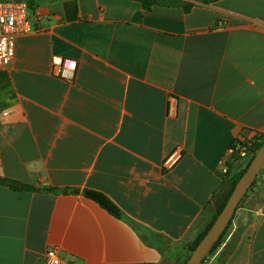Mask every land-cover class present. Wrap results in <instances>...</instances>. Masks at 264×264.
<instances>
[{
	"label": "crops",
	"instance_id": "0c3cea01",
	"mask_svg": "<svg viewBox=\"0 0 264 264\" xmlns=\"http://www.w3.org/2000/svg\"><path fill=\"white\" fill-rule=\"evenodd\" d=\"M177 1L194 6L35 0L0 71V264L54 247L72 264H183L212 222L226 169L247 165L231 148L264 138V0ZM263 205L264 168L204 264H264Z\"/></svg>",
	"mask_w": 264,
	"mask_h": 264
},
{
	"label": "built area",
	"instance_id": "2783aa9c",
	"mask_svg": "<svg viewBox=\"0 0 264 264\" xmlns=\"http://www.w3.org/2000/svg\"><path fill=\"white\" fill-rule=\"evenodd\" d=\"M31 23L29 20V6L25 0H0V71L8 68L14 61L18 38L30 32ZM67 62L60 60L55 64L57 76H64ZM176 104L174 100L169 105V115H176ZM263 141L261 135L255 138H242L241 144L230 150L232 160L235 162L245 161L248 164L258 152L256 145ZM182 158V152L178 149L173 152L165 161L164 167L173 169ZM227 161H224V166ZM227 171V169H226ZM258 213L264 216V205L258 209ZM45 264H72L64 260L59 249L50 248L46 253Z\"/></svg>",
	"mask_w": 264,
	"mask_h": 264
},
{
	"label": "trees",
	"instance_id": "16d2710c",
	"mask_svg": "<svg viewBox=\"0 0 264 264\" xmlns=\"http://www.w3.org/2000/svg\"><path fill=\"white\" fill-rule=\"evenodd\" d=\"M26 1L28 3L29 9L33 10L34 7H35V0H26ZM135 1L141 3V5L143 6L144 10H146V11H151L155 6H170V7L181 6V7H183L185 9L186 12H189L191 10V8L194 6L193 3H189V2L179 3V1H177V0H135ZM195 1L203 2V3H209V2H214L216 0H195ZM263 146H264V138H263V141L261 143L256 145V150L257 151L260 150ZM250 162L245 166V168H243L237 174L233 173V169H232V167L230 165L228 166L227 177L229 179V191H228L224 201L222 202V204L218 207L212 222L207 226L206 230L197 237L195 242L192 245H190V247H189V256L187 257V259L185 260V262L183 264H186V262L190 258L191 253L194 251V249L201 242L203 237L206 235V233L209 231V229L211 228V226L213 225V223L217 219L218 215L223 210V208L226 205L229 197L231 196V194H232L237 182L242 177V175L246 172ZM256 181H257V179L255 180L252 188L256 184ZM5 182L8 183V185L10 187H12L14 190H18V191H22V190H37V191H40V190H42V189L34 188V187L30 186V185H26V184H22V183H19V182H16V181H12V180H8V181H5ZM247 194L245 195V197L247 196ZM84 195L86 196V198H88V199L96 202L97 204H99L102 208H104L106 211H108L113 216H115L117 218H122L123 217V214H122V211L120 210V208L107 195H105L104 193H102L100 191H95V190L88 189V190L84 191ZM244 198H243V200H244ZM242 201H241V203H242ZM241 203H240V205H241ZM231 223H232V221L229 223V225L226 228V230L223 232V234L221 235L219 240L215 243V245L213 246L211 251L208 253V255L204 258V260L202 261L201 264H204L206 258L209 255H211L212 253H214L220 247V245L222 244V242H223V240H224V238H225V236H226V234H227V232L229 230V227H230Z\"/></svg>",
	"mask_w": 264,
	"mask_h": 264
},
{
	"label": "water",
	"instance_id": "95a60500",
	"mask_svg": "<svg viewBox=\"0 0 264 264\" xmlns=\"http://www.w3.org/2000/svg\"><path fill=\"white\" fill-rule=\"evenodd\" d=\"M264 168V146L258 150L253 160L250 162L246 172L237 182L231 196L224 206L217 219L203 237L198 246L191 253L186 264H201L204 258L211 251L215 243L219 240L223 232L232 221L235 213L245 197L252 188L258 175Z\"/></svg>",
	"mask_w": 264,
	"mask_h": 264
},
{
	"label": "rangeland",
	"instance_id": "374dc122",
	"mask_svg": "<svg viewBox=\"0 0 264 264\" xmlns=\"http://www.w3.org/2000/svg\"><path fill=\"white\" fill-rule=\"evenodd\" d=\"M29 12H31V10L29 9ZM245 164H246V162H245ZM259 176V175H258Z\"/></svg>",
	"mask_w": 264,
	"mask_h": 264
}]
</instances>
